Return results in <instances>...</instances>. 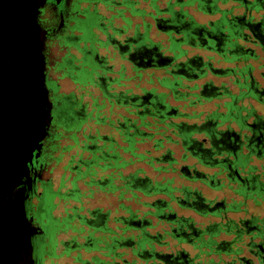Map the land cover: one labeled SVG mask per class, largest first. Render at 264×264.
<instances>
[{
    "label": "trees",
    "instance_id": "trees-1",
    "mask_svg": "<svg viewBox=\"0 0 264 264\" xmlns=\"http://www.w3.org/2000/svg\"><path fill=\"white\" fill-rule=\"evenodd\" d=\"M190 8L212 19L198 23ZM130 11L140 19L147 15L150 23L145 32L136 31L132 37L133 76L124 79L121 66L117 80L141 79L142 73L149 72L146 83L152 87L135 86L138 94L125 87L118 90L124 114L114 119L96 118L108 128V134L97 130L95 143L86 137L89 143L85 149L92 161L83 163V170L76 173L71 189L63 195L81 206L80 182L88 194L86 199L95 189L112 196L115 203L112 214L102 216L97 210H86L89 217H97V228L87 236L84 247L87 253L97 255L88 262L77 254L73 262L228 264L225 258L232 253L242 229L246 231L252 222L227 216L248 214L245 200L252 191L240 184L239 173L255 181L256 197L264 195V166L252 164L250 153L235 149L246 128H264V115L252 104L264 106V87L254 78L252 65L264 56V0H149L147 14L137 7L130 6ZM187 49L210 57L204 59ZM212 57L225 65L214 67ZM208 74L225 82L213 85L202 81ZM168 98L182 102L183 108L217 103L204 114L184 113L169 105ZM169 147L178 149L177 157ZM259 157L264 160V154ZM128 167L131 170L124 173ZM145 168H150L154 177H149ZM195 183L225 190L230 202L207 199L198 187L191 186ZM80 210L71 208L73 213ZM183 212L214 220L196 223Z\"/></svg>",
    "mask_w": 264,
    "mask_h": 264
},
{
    "label": "flooded vegetation",
    "instance_id": "flooded-vegetation-1",
    "mask_svg": "<svg viewBox=\"0 0 264 264\" xmlns=\"http://www.w3.org/2000/svg\"><path fill=\"white\" fill-rule=\"evenodd\" d=\"M31 1L32 7L34 5L36 9L33 12V23L40 54V65L36 67L38 70L40 67L39 71L42 74L46 101L49 105V124L39 142V149L31 153L26 163L24 170L26 169L27 177H24L23 183L16 187L14 192L17 190L23 192L22 195L26 198L24 207L31 218V228H39L41 231L31 239L33 258L29 261L30 264H41L39 256L43 253L42 250H45L43 256L50 261L51 258L48 257L51 255L50 245L55 244L59 236L69 235L71 240L61 241L59 245L78 253V250L85 248L87 234H92L97 228L95 224L97 217L68 216L72 207L78 208L80 205L78 203H74L77 206L73 205L72 201L53 188L50 176L65 158L66 162L58 175L57 183L61 186L65 181L71 186L76 173L84 168L85 161H81V154L89 155L85 149V145L89 143L86 137L91 138L90 143H95L98 142L96 131L108 130L94 118L98 109L97 103L95 104L97 96H100L108 111L112 112L113 107H120L118 90H114V86L117 87L120 83L117 80L118 75L113 74L110 65L107 64V56L99 55L97 50L109 51L110 58L117 57L132 68L135 45L133 34L136 31L145 32L146 26L149 28L150 20L145 14L140 19L130 11V6L137 7L147 14L149 0ZM140 4L143 7H140ZM98 6L102 7L105 14L98 11ZM147 32L149 33L148 29ZM87 47L92 50L86 51ZM12 73L6 63L0 67L2 96L8 92L12 95L13 86L17 87L13 80L10 83L7 79ZM82 76H85L84 80ZM29 77H32V73ZM61 82L72 88L67 92L61 90ZM133 93L131 91V94ZM3 100L6 101V98ZM65 142L69 147L64 148L61 145ZM235 146L236 150L252 155V164L253 161H257L256 165L264 166V160L259 157L260 154H264V128L252 130L246 128ZM72 150L74 154L77 153L78 158L75 161L72 160ZM231 153L233 154L234 150ZM243 171L245 172V169ZM239 175L240 184L252 191L250 199H246L245 204L250 203L254 207L264 204V195L260 197L254 195L255 181L253 179L248 181L246 173ZM242 177H245L244 180ZM101 219L104 221L105 218ZM241 219L252 222L246 231L242 229L243 233L233 244V251L225 260L228 264H264V216L248 212L246 216L238 217V220ZM93 236L97 234L94 233ZM0 238L3 244L6 238L4 229L2 232L0 230ZM77 239L82 242L79 245L73 244ZM238 249L242 251L240 253L234 251Z\"/></svg>",
    "mask_w": 264,
    "mask_h": 264
},
{
    "label": "water",
    "instance_id": "water-1",
    "mask_svg": "<svg viewBox=\"0 0 264 264\" xmlns=\"http://www.w3.org/2000/svg\"><path fill=\"white\" fill-rule=\"evenodd\" d=\"M34 10L36 9L34 5L32 7L31 0H0V67L5 63L9 65L10 73H13L7 79L10 83L13 80L14 85L17 84V87L13 86L12 95L8 92L2 96L0 92V230L2 232L4 229L6 235L3 244L0 238V264H30L29 261L33 258L31 239L41 233L39 228H31L32 222L24 207L26 198L22 195L23 192H14L23 183L24 177H27L26 169L24 170L26 163L31 153L39 149V142L49 124V105L42 74L40 67L39 70L36 67L40 65V54L39 46L36 45L38 41L33 23ZM30 48L34 66L32 83L27 86L25 78L31 72L28 53ZM25 63L28 65L26 73ZM16 76H19L18 80ZM16 92L20 93L17 99ZM31 102L33 110L19 108L29 107ZM25 103L27 104L21 106ZM234 174L238 179L235 171Z\"/></svg>",
    "mask_w": 264,
    "mask_h": 264
},
{
    "label": "rangeland",
    "instance_id": "rangeland-1",
    "mask_svg": "<svg viewBox=\"0 0 264 264\" xmlns=\"http://www.w3.org/2000/svg\"><path fill=\"white\" fill-rule=\"evenodd\" d=\"M140 7H143L142 4H140ZM98 11L101 12L102 14H105L102 7L98 6L97 7ZM190 13L192 14L193 18L195 19L196 22L198 23H206L208 20H211L212 17L205 15L203 13H199V12H195L190 8ZM156 33V31L154 29L151 30V35H154ZM157 38H162V36H157ZM92 50V48L87 47L85 50L89 51ZM187 51L189 53H193V54H198L201 57H203L204 59L208 56L210 57V54L203 52V51H199V50H189L187 49ZM109 51L107 50H97V53L99 55H106L107 56V64L110 65L111 70L114 73L117 72V70H119V68L122 66L123 67V74H124V79H129L131 78L132 72L130 70V67L128 66L127 63L122 62L120 60L117 59V57L114 58H110L109 57ZM212 65L214 67H223L225 64H223L222 62H217L215 57H212ZM253 65V76L254 78L257 80V82L260 84V86L264 87V78H263V74H264V56H260L259 59L256 62H252ZM149 72H144L141 74V79H134V80H128V81H121L120 84L123 86H114V90H121L124 87L128 88L130 91L134 92L135 94L139 93V90L135 88V86H141L144 87L146 90H149L151 87L150 85H148L146 83V75ZM156 75H158V73H156ZM76 76H78V73L76 74ZM85 76H82V80H84ZM89 79V78H88ZM202 81H210L213 85H218L220 82H225V79H220V78H215L213 76H211L210 74H208ZM200 81H197V83L199 84ZM189 85L191 83H188ZM155 87L156 90H161L160 88H158L157 86L153 85ZM60 88L61 90L67 92L68 90H70L72 87L70 85H67L65 83H60ZM97 101L95 102V104L97 103L98 109L96 110V116L94 118H102L103 116L105 117H109L110 119H114L115 116H119V115H123L124 111L122 108L118 107H113V111L111 112V110H107V107L104 106L103 102L101 101L100 96H97ZM84 100H87L84 98ZM167 103L173 107H176L180 112H184V113H191V112H195L196 114H204L206 112L211 111L214 106L215 103H217L216 101H209V102H204L200 105H197L195 107H189V108H183L184 104L182 102H174L171 99H167ZM219 103V102H218ZM253 106L256 109V112L258 114L264 115V106L262 105H257L255 103H252ZM104 118V117H103ZM187 122H192V120H186ZM92 133V132H91ZM100 134H104L107 135L108 132L106 129H102L100 131ZM64 148H66L67 146L69 147V144H67L66 142L63 144H61ZM172 149L173 151V155L175 157L178 156V149L174 148V147H169ZM151 154H155L154 152H151ZM71 155L72 156V160L75 161L77 160V153L74 154V151H71ZM81 161H85V162H90L92 161V157L90 158L89 155L82 153L81 154ZM66 159L63 158L60 163L57 166L56 171H54L52 173V175L50 176L51 179V183H52V187L56 188V190H58L60 193L65 194L67 193L68 190L71 189V186L69 185V183L63 181L62 183V187L57 183V178L58 175L61 173L62 167L65 164ZM189 163H191V161H188ZM254 164H258L257 161H253ZM196 169L198 170H202V171H206L205 169H202L200 166H196ZM131 170V167H128L127 169H125L123 172L126 173L128 171ZM145 173L149 176V177H154V173L150 170V168H145ZM65 175H67V173H64ZM64 175V176H65ZM162 175L157 176V178H160ZM184 184H187L186 182H183ZM191 186H195L198 187L201 191V193L203 194L204 197H206L207 199L213 200V202L217 203L219 201L225 200V202H230L231 196L228 192H226L225 190L223 191H215V190H210L204 186L199 187L197 185V183L192 184ZM77 189L78 191H80L83 195L84 198L82 199V203L81 206H78V208H81L80 211H77L76 213H73L72 211L68 212V216L69 217H74V216H78V217H88V213L86 212V210H97L98 213L100 214H105V213H109L112 214V210H113V205L115 203V200L112 196H105L99 192H94L91 194V198L86 199L85 197H87V193H86V189L85 187L82 185V183L78 182L77 183ZM237 200V199H235ZM75 206H77L76 204H73ZM77 208V207H76ZM246 210L251 213V214H255L257 216H264V204H262L259 207H254L252 204L250 203H246ZM184 215H190L193 217V219L195 220L196 223H206L208 221H213V218H200L197 217L195 215H193L190 212H183ZM228 217L232 218V219H236V218H241L244 216V214L242 213H228L227 214ZM87 236L90 238L91 235L87 234ZM71 237L69 235H64V236H59L57 238V240L55 241V244H51V255L48 256L51 258V260L49 261L48 258L43 256V253L45 252V250H42V254L39 256L40 262L41 264H75L72 260V258L75 257L76 254H79L81 259L87 260L88 262H90V257L92 256H96L97 253L94 251H90L89 253L86 252V249H81L78 250V253H74L69 251L67 248H62V246L59 245V243L61 241H70ZM40 241V240H39ZM38 241V242H39ZM82 241L80 239L74 240V243H76V245H79ZM182 248L187 249L186 246H182ZM68 250V251H67ZM66 252V253H64Z\"/></svg>",
    "mask_w": 264,
    "mask_h": 264
},
{
    "label": "bare ground",
    "instance_id": "bare-ground-1",
    "mask_svg": "<svg viewBox=\"0 0 264 264\" xmlns=\"http://www.w3.org/2000/svg\"><path fill=\"white\" fill-rule=\"evenodd\" d=\"M28 34V33H27ZM33 34V33H32ZM29 45V44H28ZM26 52H28L27 50H25ZM29 55H30V61H31V63H30V69H31V72L30 73H32V70H33V66H34V63H32L33 61H32V56H33V52H32V50H31V48H30V50H29ZM28 60H29V58H28ZM28 66V65H27ZM27 66H26V63L24 64V72L26 73V68H27ZM17 67V66H16ZM21 68V67H20ZM30 73H27V76H26V78H25V82H27V86L29 85L30 86V84L32 83V81H31V78L32 77H29V74ZM17 77V76H16ZM19 77V76H18ZM18 77H17V80H18ZM30 78V79H29ZM27 88V87H26ZM32 89V88H31ZM15 93V92H14ZM17 93V95H16V99L18 98V95L20 94V93H18V92H16ZM28 99H30L31 100V98L29 97V95H28ZM15 100V99H14ZM24 101H26V100H24ZM13 102V101H12ZM27 103H25V104H21V106H24V105H26ZM15 105V104H14ZM16 106V105H15ZM11 107V106H10ZM19 108H29L30 110H33V106H32V102L29 104V107H19ZM25 110V109H24ZM26 111H27V109H26ZM25 119V118H24ZM26 123H24V128L26 127V125H25ZM30 131H31V129H30ZM17 146V145H16Z\"/></svg>",
    "mask_w": 264,
    "mask_h": 264
}]
</instances>
